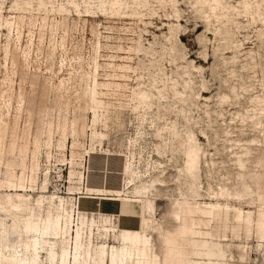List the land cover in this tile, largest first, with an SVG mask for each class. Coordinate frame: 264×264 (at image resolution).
<instances>
[{
  "label": "rangeland",
  "instance_id": "374dc122",
  "mask_svg": "<svg viewBox=\"0 0 264 264\" xmlns=\"http://www.w3.org/2000/svg\"><path fill=\"white\" fill-rule=\"evenodd\" d=\"M44 1L0 0V264L34 258L51 196L76 223L55 216L38 264H264V26L208 31L194 0L141 19L134 0ZM140 84L163 95L144 122Z\"/></svg>",
  "mask_w": 264,
  "mask_h": 264
},
{
  "label": "bare ground",
  "instance_id": "6f19581e",
  "mask_svg": "<svg viewBox=\"0 0 264 264\" xmlns=\"http://www.w3.org/2000/svg\"><path fill=\"white\" fill-rule=\"evenodd\" d=\"M163 2H166V1L163 0ZM168 3L174 8V12L178 13V8H177L178 1L177 0H168ZM231 3H232V0H194V7H195V9L197 11L198 18L202 20V22H200V23L202 25H204L207 28L208 31L213 30V28H215L217 26L216 24L217 23H222L225 18H231V17H235V16L238 19H242V20H246L248 22H252V24L260 23V25L264 26V0H243L241 3H238V5H239L238 7L232 6ZM25 4H26V6H30L31 7V2H26ZM134 4L138 7L137 8L138 10H135L133 12L132 17L136 16V18L141 19L142 17H144L143 11L149 6V3H148L147 0H134ZM121 5H122V3H120L118 0L114 1L113 3H111V8H112L111 9V13L112 14L119 13L118 9H119V7ZM46 6H47V3L44 0H38V7L45 8ZM74 6L76 8H78L77 4H75ZM64 8L62 7L59 11H56V12H58L59 14L64 16V15H66V13H68V11L66 9H64ZM114 8H115V10H113ZM46 10H47L48 13H51V12L55 11L53 5L51 6L50 9L46 8ZM0 20H1V18H0ZM202 25H200L199 27L197 26V27L200 29V28L204 27ZM1 28H2V25L0 23V37L2 35ZM97 60H99V59H97ZM99 68H100V64H97L96 71ZM97 77H98V75H96L95 79H94V83L95 84H94V90H93V93H92V101H93L92 104L96 105V106H98V103H99L97 101V95L98 94H97V90H96L97 87H98ZM125 78H126V76H125ZM120 87H122V86H120ZM132 101L134 103L132 111L138 117H141L143 122H144V120L147 118V116L153 114L154 108L156 106H162L163 95L160 92V93H158L157 96H154L152 93L146 91L145 88H142V86L140 84L139 87L136 90L133 91ZM260 113H261L260 109L259 110H255L249 116L250 119L254 121L256 126L261 124V123H259ZM158 114H161V111ZM54 197L55 196H53V197L51 196V197H48V198L42 197L38 201V204H37V207H38L39 210H42L43 208H45L47 206L48 219L42 220L41 222H38V223L35 220L36 221L35 224H34L33 221L32 222L29 221L30 222V224H29L30 230H28L27 232H29L28 234H29L30 240H31V242L33 244L32 251H34V258L30 260V257H29V263L30 264H38L40 262L39 261V256L41 254V251L45 252V253H50V243H51L50 241H51V238L53 237L52 226L54 225V223L57 222V225L58 224L60 225L62 231H64L63 229H67L66 227L69 226V224L71 225V224H75L76 223L75 218H73V215L70 212L71 208L69 207V201H67V200H65L63 198H58V202H56ZM215 197H216V195H215ZM2 199H4V198H2ZM20 201H21V199H20ZM23 203H25V202H23ZM23 203H21V204H23ZM10 205H13V204H10ZM70 206H72V205L70 204ZM15 208H17V207H15ZM18 211H19V209H18ZM55 216H56V220H57L56 222H55ZM80 219L81 218H79L77 220V224L78 225L80 223ZM27 224H28V222H27ZM83 225H86V224L83 223ZM17 229H19V228H17ZM17 229H16V231H17ZM78 232L79 231H77V233ZM18 233H19V231H18ZM75 233H76V230H75ZM8 235H10V234H8ZM16 235H17V232H16ZM19 235H20V233H19ZM22 235H23V233H22ZM20 237H21V235H20ZM185 237H186V235H185ZM22 244H24V243H22ZM10 245H12V244H10ZM16 245H17V243L15 244V246ZM183 247H185V246H183ZM7 248L8 247L4 246V244H2V242H0V255L4 254L5 253L4 251H6ZM15 251H17V253L21 252V251H18V250H15ZM62 252H63V250H62ZM65 252L67 253V251H65ZM66 255L68 256V254H66ZM13 257H15V256H13ZM56 260H57V258H56ZM41 261H43V260H41ZM23 262H25V261H23ZM65 262H66V258L65 259L62 258V263L65 264ZM71 264H72V261H71ZM74 264H76V262H74ZM210 264H212V263H210Z\"/></svg>",
  "mask_w": 264,
  "mask_h": 264
},
{
  "label": "crops",
  "instance_id": "0c3cea01",
  "mask_svg": "<svg viewBox=\"0 0 264 264\" xmlns=\"http://www.w3.org/2000/svg\"><path fill=\"white\" fill-rule=\"evenodd\" d=\"M105 206H107L108 205V203H103Z\"/></svg>",
  "mask_w": 264,
  "mask_h": 264
}]
</instances>
